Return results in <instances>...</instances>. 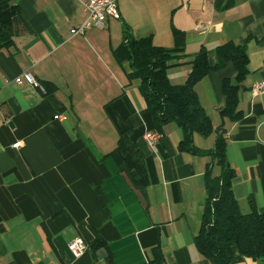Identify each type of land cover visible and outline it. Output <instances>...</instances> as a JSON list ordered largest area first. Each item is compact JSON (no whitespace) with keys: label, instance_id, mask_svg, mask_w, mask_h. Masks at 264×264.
<instances>
[{"label":"crops","instance_id":"1","mask_svg":"<svg viewBox=\"0 0 264 264\" xmlns=\"http://www.w3.org/2000/svg\"><path fill=\"white\" fill-rule=\"evenodd\" d=\"M86 1L16 0L14 43L0 51V264H212L194 242L212 157L180 152L182 131L174 123L163 127L156 146L147 143L145 133L156 131L151 115L114 50L126 30L167 49L180 31L185 57L167 74L181 85L201 49L213 66L218 46L245 47L242 119L220 116L222 81L236 77L229 62L194 87L213 131L193 141L209 152L223 134L241 213L251 211L252 200L264 214V87L257 90L264 86V0H118L120 19L74 34ZM25 72L43 90L18 83ZM124 132L143 153L142 192L107 156ZM77 239L87 245L81 255L68 248ZM232 264L264 261L236 254Z\"/></svg>","mask_w":264,"mask_h":264},{"label":"trees","instance_id":"2","mask_svg":"<svg viewBox=\"0 0 264 264\" xmlns=\"http://www.w3.org/2000/svg\"><path fill=\"white\" fill-rule=\"evenodd\" d=\"M16 0H0V51L13 45L12 20L18 14ZM175 46L171 49L153 44L151 38L137 39L130 31L124 32L122 44L114 50V57L121 65L128 63L129 82L137 81L138 90L148 109L154 128L158 133L169 123L182 131L178 145L180 152L194 155H210L211 165L205 173L206 200L201 227L194 238L199 253L212 264H232L235 255L254 261H264V214H260L250 200L251 211L241 213L233 194L232 182L235 171L227 162L226 141L220 135L209 152L199 150L193 138L208 136L213 131L211 120L201 108L195 85L210 72L232 63L236 70L234 80L225 78L221 91L225 105L220 111L223 120L235 123L242 119L239 104V83L248 72V56L245 47L228 42L216 48L217 63L211 66L207 51L201 49L190 61V70L181 85H173L167 71L173 61L185 57L182 33L173 31ZM119 171L127 177L138 191L148 186V175L143 153L138 144L132 142L127 133L119 135L116 147L107 155ZM220 169L213 174V167ZM95 249V244L92 246Z\"/></svg>","mask_w":264,"mask_h":264},{"label":"built area","instance_id":"3","mask_svg":"<svg viewBox=\"0 0 264 264\" xmlns=\"http://www.w3.org/2000/svg\"><path fill=\"white\" fill-rule=\"evenodd\" d=\"M84 9L86 11V18L82 25L74 31V34H83L85 30L92 27L103 29L105 22L108 18L120 19V11L118 7V0H87L84 3ZM200 30L202 26L198 27ZM18 83L27 82L34 87H38L43 90L40 84L32 77L28 72L23 73L22 77L17 79ZM263 85H259L257 90L263 89ZM162 135L156 131H149L145 133V139L147 143L154 147L160 140ZM20 143L14 144L15 147L19 146ZM69 250L74 255H81L87 250V245L81 240H74L68 245Z\"/></svg>","mask_w":264,"mask_h":264}]
</instances>
